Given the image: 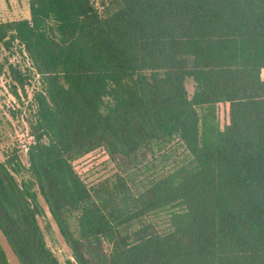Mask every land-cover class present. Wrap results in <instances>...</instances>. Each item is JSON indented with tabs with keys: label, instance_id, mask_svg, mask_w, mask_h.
Listing matches in <instances>:
<instances>
[{
	"label": "trees",
	"instance_id": "1",
	"mask_svg": "<svg viewBox=\"0 0 264 264\" xmlns=\"http://www.w3.org/2000/svg\"><path fill=\"white\" fill-rule=\"evenodd\" d=\"M27 2L0 24L41 85L28 165L0 163L20 264H61L39 197L66 264H264V0ZM97 150L112 170L89 183L75 162Z\"/></svg>",
	"mask_w": 264,
	"mask_h": 264
},
{
	"label": "rangeland",
	"instance_id": "2",
	"mask_svg": "<svg viewBox=\"0 0 264 264\" xmlns=\"http://www.w3.org/2000/svg\"><path fill=\"white\" fill-rule=\"evenodd\" d=\"M29 17L30 10L27 0H0V24L29 19ZM10 66H14L22 73L24 89H21L14 81ZM14 88H17L19 97L14 95ZM187 89L192 95L194 92L192 82H188ZM40 90V77L32 69L27 56L21 54L15 45L13 49L8 50L0 43V163L6 161V158L18 149L21 161L24 165H28L27 153L23 146H29L34 141L30 134L28 119L36 111L33 96ZM219 114L222 123H226L228 121L227 107L220 105ZM75 167L89 183L108 176L112 170L103 150H97L76 161ZM39 202L45 212L44 216L39 218V223L47 246L61 264H66L68 260H72L70 249L41 197H39ZM0 243L9 263L20 264L1 232Z\"/></svg>",
	"mask_w": 264,
	"mask_h": 264
},
{
	"label": "built area",
	"instance_id": "3",
	"mask_svg": "<svg viewBox=\"0 0 264 264\" xmlns=\"http://www.w3.org/2000/svg\"><path fill=\"white\" fill-rule=\"evenodd\" d=\"M30 145H31V144H30ZM30 145H29V146H30ZM29 146H27V145L23 146L24 149H25V152H26V153H28V151H29Z\"/></svg>",
	"mask_w": 264,
	"mask_h": 264
},
{
	"label": "crops",
	"instance_id": "4",
	"mask_svg": "<svg viewBox=\"0 0 264 264\" xmlns=\"http://www.w3.org/2000/svg\"><path fill=\"white\" fill-rule=\"evenodd\" d=\"M261 77H262V80L264 81V69L262 70Z\"/></svg>",
	"mask_w": 264,
	"mask_h": 264
}]
</instances>
